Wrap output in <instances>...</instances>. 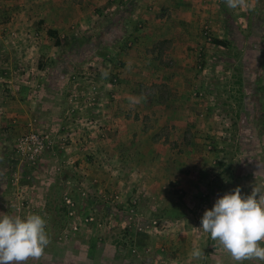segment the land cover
<instances>
[{
    "label": "rangeland",
    "instance_id": "obj_1",
    "mask_svg": "<svg viewBox=\"0 0 264 264\" xmlns=\"http://www.w3.org/2000/svg\"><path fill=\"white\" fill-rule=\"evenodd\" d=\"M34 9V0H0V123L8 117L11 125L0 124V180L6 183L0 213L42 216L51 241L44 256L27 264H237L200 227L205 210L225 193L236 187L242 195L257 186L264 191V80L257 76L264 64L251 63L254 78L243 80L241 63L245 49L248 59L264 58V43H235L239 48L211 54L209 65L220 61L222 68L204 80L198 97L200 103L209 99L215 123L195 150L210 157L212 180L186 193L171 179L172 168L159 170L158 183L171 179L169 196L158 200L149 193L145 203L141 192L104 196L101 182H87L80 173L84 161L89 169L106 170L114 183L127 173L103 157L113 150L110 120L116 118L103 104L114 102L116 69L124 65L115 50L129 43L101 42V11L84 23L73 21L58 41L48 39ZM112 78L116 83L109 87ZM3 130L13 131L9 139H1ZM33 135L43 139L34 164L27 158L34 145L25 141ZM194 248L204 256L192 258Z\"/></svg>",
    "mask_w": 264,
    "mask_h": 264
},
{
    "label": "crops",
    "instance_id": "obj_2",
    "mask_svg": "<svg viewBox=\"0 0 264 264\" xmlns=\"http://www.w3.org/2000/svg\"><path fill=\"white\" fill-rule=\"evenodd\" d=\"M34 1V13L43 17L39 24L46 25L43 30L48 39L60 38L73 21L84 23L90 14L101 11V42L130 45L122 52L115 50V57L124 65L116 69L119 74L114 72L118 77L114 102L103 104L105 114L111 110L116 117L110 120L115 132L110 141L113 150L104 152L103 157L112 158L120 164L119 170L125 168L127 173L114 183L106 170L89 169L82 161L83 179L101 182L104 196L115 194L121 199L141 192L138 197L145 203L149 193L155 199H167L169 189L165 186L171 179H177V187L186 193L196 191L206 178L212 180L215 170H211L210 157L195 148L212 129L215 118L209 99L200 103L198 96L207 86L204 80L216 78L215 69L222 68L220 61L209 65L214 63L212 53L235 43L255 48L264 43V0H245L235 8L225 0ZM215 40L227 46L206 44ZM248 53L245 49L241 61L243 80L254 78L250 77V65L264 64L260 53L251 59ZM257 76L264 80V71L259 69ZM7 119L0 124L10 125ZM3 132L1 139L6 140L13 131ZM84 166L89 171L82 169ZM166 168L173 169L171 179L166 176L158 183L154 173L166 172ZM5 184L0 180V192Z\"/></svg>",
    "mask_w": 264,
    "mask_h": 264
},
{
    "label": "clouds",
    "instance_id": "obj_3",
    "mask_svg": "<svg viewBox=\"0 0 264 264\" xmlns=\"http://www.w3.org/2000/svg\"><path fill=\"white\" fill-rule=\"evenodd\" d=\"M229 7L243 6L245 0H225ZM47 221L40 215L24 218L0 213V264H27L39 260L50 244ZM211 239L230 254L237 264L246 260L264 262V191L257 186L250 195H242L241 188L218 198L211 210H205L201 227ZM192 258L204 256L198 248L190 252Z\"/></svg>",
    "mask_w": 264,
    "mask_h": 264
},
{
    "label": "built area",
    "instance_id": "obj_4",
    "mask_svg": "<svg viewBox=\"0 0 264 264\" xmlns=\"http://www.w3.org/2000/svg\"><path fill=\"white\" fill-rule=\"evenodd\" d=\"M116 83V79L112 78L111 81L107 83L109 87H112ZM25 141H32L31 143L34 145V147H30V149L33 151V153H28V161L32 164L35 162V156L39 154L42 150V144L43 139L39 136L33 135L31 138H26ZM24 154V152H23ZM69 203V201H67Z\"/></svg>",
    "mask_w": 264,
    "mask_h": 264
},
{
    "label": "trees",
    "instance_id": "obj_5",
    "mask_svg": "<svg viewBox=\"0 0 264 264\" xmlns=\"http://www.w3.org/2000/svg\"><path fill=\"white\" fill-rule=\"evenodd\" d=\"M214 44L217 45V46H221V47H226L227 46V43H224V42H222L220 40H215ZM220 176H222V174ZM220 176H218V178H220ZM51 207H54V210L56 211V209H57L56 204L52 205ZM52 212H54V211L52 210ZM56 213H58V212H56Z\"/></svg>",
    "mask_w": 264,
    "mask_h": 264
}]
</instances>
